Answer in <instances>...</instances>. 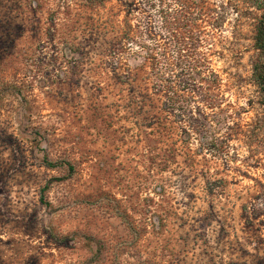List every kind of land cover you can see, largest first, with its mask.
Wrapping results in <instances>:
<instances>
[{"label": "rangeland", "instance_id": "rangeland-1", "mask_svg": "<svg viewBox=\"0 0 264 264\" xmlns=\"http://www.w3.org/2000/svg\"><path fill=\"white\" fill-rule=\"evenodd\" d=\"M261 14L257 0H0V264H264V118L247 103ZM137 24L222 46L225 95L245 106L228 155L196 153L144 80L122 83L118 30Z\"/></svg>", "mask_w": 264, "mask_h": 264}, {"label": "trees", "instance_id": "trees-1", "mask_svg": "<svg viewBox=\"0 0 264 264\" xmlns=\"http://www.w3.org/2000/svg\"><path fill=\"white\" fill-rule=\"evenodd\" d=\"M257 2L262 14L254 36L258 55L250 78L256 95L247 103L259 105L264 118V0ZM164 30H168L165 25L145 28L140 24L118 30L121 42L113 50V61L122 71V83L127 79L144 80L154 94V111L167 119L172 132L181 125L179 134L184 144L197 140L196 153L224 157L230 150V135L225 130L230 128V121L241 118L245 106L232 112L234 105L225 95L227 84L214 63L215 57H222V46L207 40L201 31L192 34L188 41L175 42ZM74 51H78L76 46ZM132 57L140 58L139 64L132 66ZM133 102L130 100V104ZM43 161L48 167L61 165L48 155L43 156ZM67 165L70 171L74 170L71 163ZM102 251V244H97L94 254L99 256Z\"/></svg>", "mask_w": 264, "mask_h": 264}]
</instances>
